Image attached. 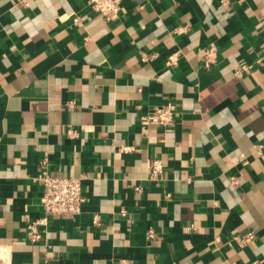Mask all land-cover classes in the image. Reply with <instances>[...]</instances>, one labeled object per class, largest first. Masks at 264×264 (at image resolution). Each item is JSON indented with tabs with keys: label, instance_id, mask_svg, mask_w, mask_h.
<instances>
[{
	"label": "crops",
	"instance_id": "0c3cea01",
	"mask_svg": "<svg viewBox=\"0 0 264 264\" xmlns=\"http://www.w3.org/2000/svg\"><path fill=\"white\" fill-rule=\"evenodd\" d=\"M263 49L264 0H123L110 20L89 0H0L12 264H264ZM168 103L172 125L141 119ZM44 168L82 179L80 214L45 212ZM43 216L31 242L26 226Z\"/></svg>",
	"mask_w": 264,
	"mask_h": 264
},
{
	"label": "built area",
	"instance_id": "2783aa9c",
	"mask_svg": "<svg viewBox=\"0 0 264 264\" xmlns=\"http://www.w3.org/2000/svg\"><path fill=\"white\" fill-rule=\"evenodd\" d=\"M122 2L123 0H89L91 8L106 20H110L120 13ZM217 60L218 48L215 43H212L203 50L202 66L206 69H211ZM177 62V54L170 56L168 60L169 65H175ZM176 116V105L168 103L155 106L150 112L142 115L141 119L147 124L168 127L175 122ZM150 168L152 177L158 178L162 176L164 172L163 160L161 158L152 159ZM36 178L42 184L43 194L41 204L46 213H52L57 216L63 214L78 215L81 213L85 196L83 193L82 179L80 177L56 174L44 168L38 173ZM99 219V215L93 217L94 222H98ZM46 224V216L30 221L26 226L27 238L31 242L40 241L44 236L41 227ZM148 236L154 237L155 231L150 229ZM254 237L255 233L249 232L246 234L245 239L252 240ZM0 264H12V250L3 244H0ZM249 264L262 263L259 260H254Z\"/></svg>",
	"mask_w": 264,
	"mask_h": 264
}]
</instances>
